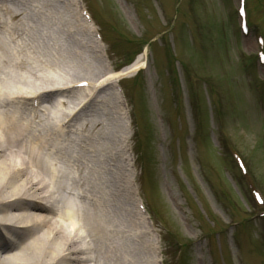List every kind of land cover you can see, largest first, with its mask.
Wrapping results in <instances>:
<instances>
[{
	"label": "rangeland",
	"instance_id": "374dc122",
	"mask_svg": "<svg viewBox=\"0 0 264 264\" xmlns=\"http://www.w3.org/2000/svg\"><path fill=\"white\" fill-rule=\"evenodd\" d=\"M55 1L70 30L54 32L53 77L33 86L51 90L35 96L58 106V86L88 81L59 98L75 127L87 118L106 130L68 134L119 166L102 214L123 229L116 254L132 264H264V220L251 217L246 183L264 197V0H246V33L241 0ZM139 55L144 65L128 68Z\"/></svg>",
	"mask_w": 264,
	"mask_h": 264
},
{
	"label": "bare ground",
	"instance_id": "6f19581e",
	"mask_svg": "<svg viewBox=\"0 0 264 264\" xmlns=\"http://www.w3.org/2000/svg\"><path fill=\"white\" fill-rule=\"evenodd\" d=\"M31 1L28 14L0 0V264H132L116 254L123 229L102 215L113 208L119 166L113 155L102 165L96 146L71 145L68 134L106 130L87 118L75 127L64 99L33 102L35 79L53 77L54 32L70 29L58 1ZM143 65L139 55L128 68ZM140 242L148 245L142 233Z\"/></svg>",
	"mask_w": 264,
	"mask_h": 264
}]
</instances>
